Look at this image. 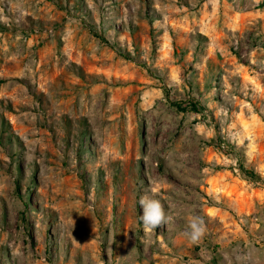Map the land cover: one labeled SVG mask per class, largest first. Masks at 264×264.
Returning a JSON list of instances; mask_svg holds the SVG:
<instances>
[{"label":"rangeland","instance_id":"obj_1","mask_svg":"<svg viewBox=\"0 0 264 264\" xmlns=\"http://www.w3.org/2000/svg\"><path fill=\"white\" fill-rule=\"evenodd\" d=\"M144 195L167 217L152 231ZM249 255L264 264V0H0V264Z\"/></svg>","mask_w":264,"mask_h":264},{"label":"clouds","instance_id":"obj_2","mask_svg":"<svg viewBox=\"0 0 264 264\" xmlns=\"http://www.w3.org/2000/svg\"><path fill=\"white\" fill-rule=\"evenodd\" d=\"M139 205L142 209L140 221L145 231H152L162 223H166L167 217L163 205L158 199L150 195H144L139 199ZM189 229L186 233L192 244H198L203 238L206 227L203 218L193 217L189 223Z\"/></svg>","mask_w":264,"mask_h":264},{"label":"trees","instance_id":"obj_3","mask_svg":"<svg viewBox=\"0 0 264 264\" xmlns=\"http://www.w3.org/2000/svg\"><path fill=\"white\" fill-rule=\"evenodd\" d=\"M171 105L174 106L176 109H181V104L178 102H172ZM188 106L194 112H200L201 110L204 109L203 106H201V104L199 102L192 101V100L188 102ZM241 170H243L242 167H241ZM248 173H249V176H247L248 180L255 181V182L259 181L260 178L255 173H253V172H248Z\"/></svg>","mask_w":264,"mask_h":264},{"label":"crops","instance_id":"obj_4","mask_svg":"<svg viewBox=\"0 0 264 264\" xmlns=\"http://www.w3.org/2000/svg\"><path fill=\"white\" fill-rule=\"evenodd\" d=\"M260 259L259 256H255V255H249L248 256V262L250 264H256V262ZM263 261H264V258H263Z\"/></svg>","mask_w":264,"mask_h":264}]
</instances>
